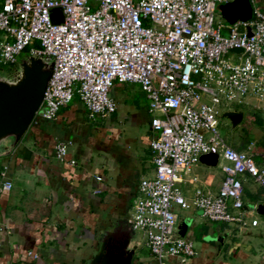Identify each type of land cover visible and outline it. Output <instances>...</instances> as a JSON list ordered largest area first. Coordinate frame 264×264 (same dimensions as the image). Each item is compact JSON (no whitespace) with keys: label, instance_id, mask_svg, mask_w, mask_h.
<instances>
[{"label":"built area","instance_id":"1","mask_svg":"<svg viewBox=\"0 0 264 264\" xmlns=\"http://www.w3.org/2000/svg\"><path fill=\"white\" fill-rule=\"evenodd\" d=\"M229 1L3 0L0 6V65L12 66L22 53L53 61L31 124L53 120L75 97L89 117L109 116L116 82L136 83L146 94L154 175L140 181L130 221L159 264L196 254L193 241L177 233L176 207L241 228L248 223L240 175L264 189V168L231 146L219 127L220 109L247 97L264 110V11L254 9L248 21L219 20V5ZM55 8L59 22L51 18ZM66 153V144L56 146L58 158ZM204 154L223 160L224 178L217 193L195 187L189 199L179 183ZM11 188L4 179L0 194Z\"/></svg>","mask_w":264,"mask_h":264},{"label":"crops","instance_id":"2","mask_svg":"<svg viewBox=\"0 0 264 264\" xmlns=\"http://www.w3.org/2000/svg\"><path fill=\"white\" fill-rule=\"evenodd\" d=\"M252 3L264 11V0ZM110 95L116 110L109 116L89 117L75 97L53 120L32 123L15 149L0 157V184L12 183L0 194V264H83L108 222H115L117 235L133 231L130 211L139 183L154 175L152 114L136 83L116 82ZM237 128L243 135L232 146L258 156L264 168V116ZM60 143L67 148L63 159L56 154ZM221 163L218 158L216 165L194 164L179 183L185 196L190 199L195 187L217 193L224 178ZM240 180L248 225L209 220L195 207L176 209L177 233L193 241L196 254L184 261L167 257L165 264H262L264 212L256 208L264 203V189L248 174ZM255 218L258 224L251 226ZM134 233L138 248L132 264H159L144 234Z\"/></svg>","mask_w":264,"mask_h":264},{"label":"water","instance_id":"3","mask_svg":"<svg viewBox=\"0 0 264 264\" xmlns=\"http://www.w3.org/2000/svg\"><path fill=\"white\" fill-rule=\"evenodd\" d=\"M221 15L229 22L248 21L254 16L252 0H231L218 7ZM60 9L51 12L56 22L62 20ZM241 51L240 48H234ZM53 61L50 56L26 55L9 70L0 68V157L9 154L20 143L27 132L38 109L44 90L51 76ZM242 108H221L218 119L226 121L230 129L236 128L243 120ZM200 162L216 165V154L200 156ZM256 211L264 212V203H258ZM97 247L83 264H132L138 248L133 244L135 233L130 230L126 235L116 234L115 222L103 227ZM180 235H183L182 233Z\"/></svg>","mask_w":264,"mask_h":264},{"label":"rangeland","instance_id":"4","mask_svg":"<svg viewBox=\"0 0 264 264\" xmlns=\"http://www.w3.org/2000/svg\"><path fill=\"white\" fill-rule=\"evenodd\" d=\"M218 19L222 20V21H226L221 16H219ZM26 55L27 54L22 53L18 57V60H20L21 58H23ZM0 68H3V71L7 73V71L9 70V65H5V66L0 65ZM245 102H246V104L245 103H242V104H233L232 103V104H230L228 106H225L227 108H234V107L235 108H242L244 110L243 120H242L241 124H239L240 127H241V125H244L247 121H250L253 118L255 119L257 117L264 116V112L261 110L262 102H260L257 98H255L253 96L252 97H247ZM247 105H249L250 107H252L254 109H252L250 111H247V110L245 111L244 107L247 106ZM219 121H220V126L219 127H220V130H221L222 134L226 137L227 142L232 146V144L234 143V142L232 143V140L236 141V140L240 139V136H242L243 134L239 131V128L230 129L226 125V121L225 120L220 119ZM260 147H262V146L255 145L253 148H258L259 149ZM263 147H264V144H263ZM253 159H254L255 163L258 165V162H257L258 156H253ZM176 209L184 210V209H180L179 207H176L175 211H176ZM139 236H141V235H139Z\"/></svg>","mask_w":264,"mask_h":264}]
</instances>
